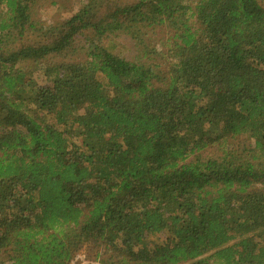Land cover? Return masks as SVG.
I'll return each mask as SVG.
<instances>
[{
  "label": "trees",
  "instance_id": "16d2710c",
  "mask_svg": "<svg viewBox=\"0 0 264 264\" xmlns=\"http://www.w3.org/2000/svg\"><path fill=\"white\" fill-rule=\"evenodd\" d=\"M33 2L0 0V264H264L258 1L86 0L48 27Z\"/></svg>",
  "mask_w": 264,
  "mask_h": 264
},
{
  "label": "rangeland",
  "instance_id": "374dc122",
  "mask_svg": "<svg viewBox=\"0 0 264 264\" xmlns=\"http://www.w3.org/2000/svg\"><path fill=\"white\" fill-rule=\"evenodd\" d=\"M257 1L264 8V0ZM85 3L86 0H34L30 8L31 19L38 22L37 24L43 27L54 26L76 13ZM25 37L31 39L34 36L26 32ZM152 38L156 43L158 42L156 48H161L160 44L165 41L164 34L157 30L152 35ZM110 39L112 40V52L114 54L130 61H134L139 55V48L134 46L133 41L128 36L117 34L110 36ZM78 51H80V49H78ZM78 53H81V51ZM80 57L81 54L77 56V58ZM236 141L240 146L253 145V142L251 140L247 141L245 137H240ZM213 153L214 150H209L201 153V155L204 158ZM191 159L192 156H190L188 160ZM156 241V238L148 239L149 244H154ZM94 256V253H90L88 249L82 248L80 252L76 254L73 264H98L94 261Z\"/></svg>",
  "mask_w": 264,
  "mask_h": 264
}]
</instances>
